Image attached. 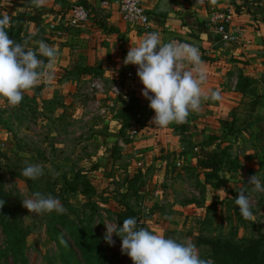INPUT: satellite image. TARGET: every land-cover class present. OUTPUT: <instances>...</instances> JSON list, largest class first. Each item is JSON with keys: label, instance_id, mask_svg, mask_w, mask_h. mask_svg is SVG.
I'll list each match as a JSON object with an SVG mask.
<instances>
[{"label": "rangeland", "instance_id": "374dc122", "mask_svg": "<svg viewBox=\"0 0 264 264\" xmlns=\"http://www.w3.org/2000/svg\"><path fill=\"white\" fill-rule=\"evenodd\" d=\"M253 46L242 49L240 59L234 64L237 79H233L231 86L234 89L240 83L246 86L245 94L237 91L236 106L221 110L201 107L198 113H190L184 124L173 123L175 134L190 139L189 151L199 148L208 134L221 137V141L209 148L217 151L221 158L219 175L223 187L217 191L202 184L204 170L190 163L175 169L171 164L165 171L163 166L158 167L161 161L157 166L141 164L140 153L117 144L118 138L112 136L115 133L108 139L112 143L110 146L106 141L103 144L100 139L97 141L100 135L97 131L106 125L107 116L93 110L94 101L100 100L96 108L100 111L106 105L102 101L108 98L105 92L95 94L87 82L78 86L77 92L66 91L59 97L63 111L60 121L49 113L41 116L43 109L38 108L37 101L40 84L24 93L17 107L0 102V181L3 193L16 203L18 224L26 233L20 253L15 257L11 254L1 256L0 264H61V249L51 238L48 225L53 216L59 215H65L79 226L90 225L111 262L116 264H132V261L121 254L119 237L113 235L114 246L104 241V223L118 224L125 208L141 213L138 227L177 242L191 240L202 258L209 256L210 249L199 239L237 242L264 233V192H253L252 186L246 185L249 177L255 174L264 184L257 164L258 143L252 137L259 126L264 125V41ZM113 103L117 115L123 119L126 116L119 137L124 143L131 142L130 122H136L139 131L142 130V120L152 111L147 108L149 103L143 96L132 93L126 98L115 96ZM106 108L109 117L113 106ZM209 117L215 118L213 122L203 121ZM256 118L259 122L253 123ZM107 122L117 127L113 119ZM112 145L116 153L111 163L105 157L111 154ZM29 164L40 165L43 175L36 180L22 176V170ZM77 173L82 174L79 185L89 182L93 190L89 195L71 191L65 184ZM244 189L252 198V219L243 218L235 209V198ZM36 191L58 199L66 211L62 214L55 211L39 215L29 213L22 202L32 198ZM186 201H194L195 205L182 208ZM65 240L69 247L64 245L63 251L70 256L67 252L72 248L71 239L65 236ZM6 248L7 239L0 223V251ZM76 255L80 258L78 253Z\"/></svg>", "mask_w": 264, "mask_h": 264}, {"label": "crops", "instance_id": "0c3cea01", "mask_svg": "<svg viewBox=\"0 0 264 264\" xmlns=\"http://www.w3.org/2000/svg\"><path fill=\"white\" fill-rule=\"evenodd\" d=\"M101 1L103 0H48L46 6L37 8L31 0H0V13L2 15L6 13L10 18L24 11L30 12L34 9L44 11L40 30H37L34 24L30 25L29 29L49 46L55 47L58 56L54 67V79L51 82L42 80L37 87L38 108L43 109L41 116L49 113L60 121L63 111L59 97L66 91L77 92L78 86L83 82L89 85L95 80H100L108 100L102 101L103 105L106 104L101 108L105 110L104 113L96 110L100 100L97 98L94 101L93 110L101 116H107L104 121L106 125L97 131L100 134L95 136L97 141L100 139L102 144L106 141L107 146H110L112 143L108 142V139L115 133L112 136L118 138L117 144L140 153L143 157L140 160L141 164L144 162L157 166V162L161 161L158 167L163 166L165 171L171 168V164L174 169L188 163L197 168V147L190 148L189 151L187 145L190 139L175 134L173 124L166 129L155 128L151 124L155 115L153 111L140 126L142 130L139 131V135L131 142L124 143L119 137L122 122L114 107L115 96L109 91V86L123 79L125 72L130 71L137 78L136 88L131 93L134 96H142L143 85L136 75V66H125L123 61L130 47L137 46L146 33L158 32L164 43L175 40L199 49L207 69V82L202 87L209 95L212 91L219 90L222 97L219 101L202 100L201 107L221 110L236 106L237 89L231 86L233 79H237L234 64L240 59L242 49L253 48L254 44H262L264 41V0H217L215 5L211 4L210 0H205L203 6H194L195 0H164L167 2V8L164 9L160 8L163 0H142L143 8L150 19V26L146 31L123 21L114 0H108V9L101 7ZM74 3L84 4L91 9V17L87 23L79 27H64L63 16ZM226 9L233 12V26L241 30L239 41L228 46L219 42L212 29L207 26V19L212 11ZM51 24H57L55 34H50L48 30ZM38 41L41 40L31 42L32 49H38ZM80 67L91 68L93 74L80 76L75 72ZM230 76L233 78L231 77L228 82ZM145 100L149 103L147 99ZM107 106H113L109 117ZM112 119L114 123H118L117 127L116 124L113 127L108 125L107 120ZM213 119L215 118L209 117L203 121L213 122ZM194 138L192 137L193 140ZM205 186L209 188L208 185ZM193 205L194 201H186L181 207Z\"/></svg>", "mask_w": 264, "mask_h": 264}, {"label": "clouds", "instance_id": "9594fccd", "mask_svg": "<svg viewBox=\"0 0 264 264\" xmlns=\"http://www.w3.org/2000/svg\"><path fill=\"white\" fill-rule=\"evenodd\" d=\"M37 8L47 5L48 0H31ZM215 5L217 0H210ZM205 0H195L194 6H203ZM10 17L5 13L0 18V102H7L11 107L21 103L24 93L35 88L42 80L54 79V67L58 53L53 46L38 41L34 50L9 37L6 30ZM42 56L45 59H39ZM124 65L137 68V77L143 85L142 96L149 101V108L154 112L151 124L155 128L166 129L171 124L182 125L190 113L201 110L202 100H221L219 90L205 93L203 85L207 82V69L199 49L179 41L162 42L158 32L146 33L137 46L130 47ZM21 175L36 180L43 175L38 164H29ZM253 192H264V184L255 174L249 177L247 184ZM23 207L32 214H62L66 211L61 202L41 192L33 193L32 198L22 202ZM235 204L245 219L253 218V202L246 189L235 198ZM4 201H0L3 208ZM104 241L114 246L113 235L121 240V254L127 255L132 264H214L211 259L201 258L196 245L187 240L177 242L165 238L144 227H138L135 217L126 218L122 226L110 221L104 223ZM62 244L67 241L60 238Z\"/></svg>", "mask_w": 264, "mask_h": 264}, {"label": "trees", "instance_id": "16d2710c", "mask_svg": "<svg viewBox=\"0 0 264 264\" xmlns=\"http://www.w3.org/2000/svg\"><path fill=\"white\" fill-rule=\"evenodd\" d=\"M43 14V10L34 9L30 12L24 11L18 16L10 18V24L6 29L9 37L21 44L26 42L27 47H31L32 41H42L43 39H41L39 35L31 33L29 28L30 25L34 24L37 30H40V22ZM2 16L3 15L0 13V18H2ZM55 30L56 29L50 30V34H55ZM38 58L45 59V62H47L46 58L42 56H38ZM75 72L80 76L93 74L92 69L88 67L77 68ZM240 84L237 85L236 89L239 93L245 94L246 86ZM118 118L122 122V128H124L126 116L124 115L125 119L119 116ZM254 122L258 123L259 118L254 119L253 123ZM253 123H250L249 126ZM122 132L123 129L120 130V133ZM252 137L255 143H258L257 164L259 171L262 173V180H264V125L259 126L258 131L253 133ZM219 141H221L219 135L208 134L205 141L197 148L196 153L197 167L205 172L203 183L208 185L211 191H217L223 187V180L219 175L221 163L220 154L217 151L209 149L211 145ZM109 151L111 154L105 157V159L112 163L116 153L115 146L112 145ZM223 154H225V152ZM81 175L82 174L77 173L72 177L69 183L65 184L69 186L71 191L79 192L86 196L92 193L93 190L89 187L90 184L88 181L79 185V178ZM2 190L0 181V201H4L3 208H0V223L7 239V248L4 252L0 251V257L7 254H11L15 257L22 249L26 233H23L18 224L16 203L10 199V196L5 195ZM236 207L238 206H235L237 214H240L239 207ZM140 214L141 213H136L131 209L125 208L124 213L119 216L117 223L122 226L123 221L129 217H135L138 222ZM48 225L51 226L49 233L51 238L61 249L59 254L61 264H116L111 262L106 254V249L100 245V239L90 225L79 226L69 221L65 215L53 216ZM65 236L71 239L72 248L67 252L70 256H67L63 251V246L65 244L61 243L60 238L63 237L65 240ZM199 242L209 247V256L204 259H211L214 261V264H264V233L259 234L255 238H246L237 242H222L214 238L199 239ZM66 247L68 248L69 246L66 245ZM75 253H78L80 258H77Z\"/></svg>", "mask_w": 264, "mask_h": 264}, {"label": "built area", "instance_id": "2783aa9c", "mask_svg": "<svg viewBox=\"0 0 264 264\" xmlns=\"http://www.w3.org/2000/svg\"><path fill=\"white\" fill-rule=\"evenodd\" d=\"M118 5V13L120 18L126 23L139 27L146 31L150 26V19L148 14L145 12L142 4V0H114ZM101 7H109V1H101ZM91 9L80 4H71L66 14L63 16L64 27L75 28L84 25L88 22L91 17ZM57 24H51L50 30L56 29ZM207 26L212 29L219 42L223 45L228 46L239 41L241 30L237 26H233V12L230 10H214L211 12L207 19ZM60 35V31L57 32ZM202 58V57H201ZM136 77L135 75L127 71L125 72L124 78L115 81L110 87L109 91L112 95L126 97L136 88ZM90 88L94 89L96 93H103L104 86L100 80L93 81ZM149 102V101H148ZM104 113L105 110L102 109ZM144 123L145 120L143 119ZM130 138H134L139 135V124L131 121ZM142 123L140 124V126ZM179 166V164H178Z\"/></svg>", "mask_w": 264, "mask_h": 264}, {"label": "water", "instance_id": "95a60500", "mask_svg": "<svg viewBox=\"0 0 264 264\" xmlns=\"http://www.w3.org/2000/svg\"><path fill=\"white\" fill-rule=\"evenodd\" d=\"M161 9H164V8H167V2L166 1H162L161 2V6H160Z\"/></svg>", "mask_w": 264, "mask_h": 264}]
</instances>
